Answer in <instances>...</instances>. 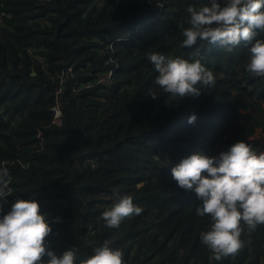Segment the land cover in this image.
I'll use <instances>...</instances> for the list:
<instances>
[{
	"label": "trees",
	"instance_id": "1",
	"mask_svg": "<svg viewBox=\"0 0 264 264\" xmlns=\"http://www.w3.org/2000/svg\"><path fill=\"white\" fill-rule=\"evenodd\" d=\"M206 3L0 0V173L13 189L0 217L17 199L37 200L49 250L75 248L76 264L105 242L125 264H264V225L245 229L236 255L212 259L200 240L210 218L196 215V193L172 178L198 152L219 156L238 141L264 149V134L254 137L264 131V77L246 70L248 47L183 46L187 8ZM152 53L199 60L215 85L172 98L154 83ZM117 195L142 212L111 228L101 216Z\"/></svg>",
	"mask_w": 264,
	"mask_h": 264
},
{
	"label": "clouds",
	"instance_id": "2",
	"mask_svg": "<svg viewBox=\"0 0 264 264\" xmlns=\"http://www.w3.org/2000/svg\"><path fill=\"white\" fill-rule=\"evenodd\" d=\"M262 9L264 0H225L223 4L209 0L198 8L189 6L190 27L182 32L183 46L204 41L230 52L243 42L249 54L246 70L264 77V39H256L257 30L264 31ZM149 60L158 73L155 85L174 99L198 97L200 86L215 85L214 74L199 60L157 53L150 54ZM148 94L153 99L159 95L152 89ZM195 120V114L189 117V123ZM171 172L181 189L196 193L201 202L196 215L210 218V228L201 232L200 240L212 259L220 261L236 255L244 246L241 236L245 229L252 232L264 225V152L257 153L249 144L238 141L219 156L193 154ZM6 175L0 173V210L10 193ZM141 212L130 195H117L101 218L108 227L118 228L124 219ZM51 232L49 217L41 213L37 200L17 199L11 210L0 217V264H45V257L46 264H76L75 248L62 255L49 250L47 238ZM123 257L121 250L105 242L79 264H125Z\"/></svg>",
	"mask_w": 264,
	"mask_h": 264
},
{
	"label": "built area",
	"instance_id": "3",
	"mask_svg": "<svg viewBox=\"0 0 264 264\" xmlns=\"http://www.w3.org/2000/svg\"><path fill=\"white\" fill-rule=\"evenodd\" d=\"M41 1H43V0H41ZM4 14H5V13H2V14L0 15V20H1V18H2V16H3ZM111 74H112V73L110 72V73H108V74H106V75H101V76H99V79H100V80H107V79L110 78ZM61 92H62V89L59 88L58 93H61ZM51 110H52L53 115H54V120H53V122H55V123H57V124H60V123H61V116H62V111H61L60 106H59L58 104H56V105H54L53 107H51ZM5 180H6L7 183H8V187H9V189H10V193H9V195H8V197H7V199H6V201H4V203H3V205H2V208H7V207H8V204H9V201H10V195L12 194V191H13L12 186H11L10 178L7 177ZM7 213H8V211L6 212V214H7Z\"/></svg>",
	"mask_w": 264,
	"mask_h": 264
},
{
	"label": "rangeland",
	"instance_id": "4",
	"mask_svg": "<svg viewBox=\"0 0 264 264\" xmlns=\"http://www.w3.org/2000/svg\"><path fill=\"white\" fill-rule=\"evenodd\" d=\"M261 133L264 134V131L262 130V128H258V129L256 130V132H255L254 137H255L256 139H259ZM262 152H264V149L262 150Z\"/></svg>",
	"mask_w": 264,
	"mask_h": 264
}]
</instances>
